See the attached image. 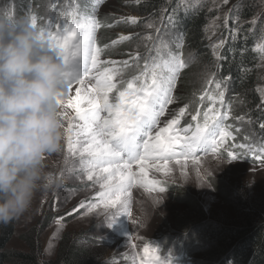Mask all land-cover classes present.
I'll list each match as a JSON object with an SVG mask.
<instances>
[{
	"label": "snow or ice",
	"instance_id": "obj_1",
	"mask_svg": "<svg viewBox=\"0 0 264 264\" xmlns=\"http://www.w3.org/2000/svg\"><path fill=\"white\" fill-rule=\"evenodd\" d=\"M180 2L178 0V7ZM139 3L140 0H137V4ZM228 4L229 0H218L214 7L220 8ZM189 6L196 7L191 4ZM55 7L53 4V10ZM234 9L235 6L224 13L223 17L211 18L214 27H219V22L223 20V27L229 31V38H238L240 32L239 27L228 28ZM168 12L167 7L162 8L159 19H167L169 25L175 27L179 20L178 10L172 9L170 15ZM28 17L32 25L38 28L41 39L48 44L50 50L63 58L65 64L63 75L67 82V94L58 101L59 114L63 121L67 120L64 133L68 153L71 156L78 154L79 162L78 166L69 165V157L66 156L65 168L61 170L59 177H64L66 171H79L86 175L88 181L98 183L103 190L97 194V198L105 208H116L120 203V196L116 193L124 192L137 179V173L132 170L133 164H138L140 174L147 176L145 164L150 155L167 160L177 154L184 156L192 153L193 146L197 145L205 153L210 148L214 153L223 151L228 162L239 159L241 155L248 158V154L253 153L252 159L264 165V153L255 151L253 143L247 137L244 138L245 142L238 143L236 136L229 131L230 126L225 123L231 116V104L226 110L221 109L225 108V85L231 79L230 76L217 79L215 72H208L198 99L196 93H193V99L179 107L164 126H160L161 117L168 112V106L177 102L174 95L177 81L182 70L189 66L183 52L184 33L181 32L175 37L173 50L162 39L160 26L145 21L144 27L150 31L143 39L153 43L154 47L148 51H154L155 55L141 57L137 50L128 54L129 59L101 60L105 50L112 45L132 40L133 34H121L111 44L101 47L97 43V31L121 23L138 25L141 23L139 17L113 16L112 22L107 23L95 15L71 11L62 12L59 17L49 16L39 26L35 14ZM8 19L11 20V17ZM252 22L255 23V20ZM236 23L239 24L238 18ZM208 27L206 23L202 30L205 31L206 38L211 39L215 33L208 32ZM225 44L223 38L211 44L214 60L225 59L221 51ZM253 50L259 54L258 66L264 69V43L256 44ZM244 71L250 69L245 68ZM73 85H78L74 96L70 94ZM257 91L260 93V104L257 108L264 110V88ZM194 104L198 107L193 108ZM186 114L191 116V121L195 124L190 123L183 129L185 139L181 142L179 125ZM234 119L242 120L244 117L236 116ZM259 127L264 130V122ZM236 131L239 132V129ZM189 132L192 133L191 136L188 135ZM96 206L80 201L66 215L72 216L85 207L91 211ZM117 216V213L112 214L108 220L109 227ZM63 220L64 217H60L56 223L59 225ZM55 235L53 233V237ZM147 251L145 248V252Z\"/></svg>",
	"mask_w": 264,
	"mask_h": 264
},
{
	"label": "rangeland",
	"instance_id": "obj_2",
	"mask_svg": "<svg viewBox=\"0 0 264 264\" xmlns=\"http://www.w3.org/2000/svg\"><path fill=\"white\" fill-rule=\"evenodd\" d=\"M258 1L264 6V0ZM197 2V0H181L180 3L183 4L182 10L185 12L187 8H191L190 4L196 5ZM125 4L126 2H122L119 7L114 0H105L94 3L89 11L97 18L105 19L113 16H137L131 13ZM185 5L188 6L185 7ZM213 8L214 3L210 2L207 9ZM259 13H261L260 9ZM259 17L262 19L261 22L254 24L257 25L256 27L260 26V31L263 32L262 39L259 41L262 43L264 8ZM212 29V24L209 23L207 31L212 32ZM147 31L150 30L147 29ZM100 33L99 29L97 33L99 45L101 44ZM146 33L142 35L144 42H147L143 39ZM121 34L131 33L118 30L112 35L110 41L116 40ZM162 35V39L168 42L164 33ZM148 43L153 45L152 42ZM108 50L117 54V51L113 49ZM105 58L117 59L118 57L101 56V60ZM193 62L194 57L191 61L189 60L190 64ZM77 86L73 85L70 93L72 96L75 95ZM176 99L177 102L170 106L169 112L170 110L175 112V109L182 107L190 100L188 98L181 104L177 95ZM68 111L74 114L72 109ZM166 115L161 117V127L172 117L166 118ZM235 123L241 134L239 139H243L240 143L245 142L244 138L247 137L253 143L255 151L264 153V138L244 135L241 125L245 123L236 119ZM64 124L66 128L67 120H64ZM66 156L69 157V165L78 166L79 156L78 154L69 155L64 133L61 152L46 159V171L59 177V173L65 168ZM132 170L137 173V179L132 181L131 186L124 192L116 193L120 196V203L116 208H105L97 198V194L103 190L98 183L88 181L86 175L79 171H66L61 187L36 193L30 209L16 219L13 236L6 248L24 252L29 250L32 241L38 245L39 262L49 264L56 260L62 239L67 236L78 244H83L85 240L92 245L93 249L98 248L103 257L100 264H141L148 253L155 251L154 247L158 239L164 247H167L166 249L187 250L184 241L175 240V237L179 234L177 231L179 223L190 221L195 217L197 211L195 206L201 205L212 219L232 216L234 214L232 206L238 200H246L264 208V165L255 161L252 163L236 159L228 162L227 155L224 158L218 154L190 159L173 157L167 160L155 159L150 155L145 164L146 177L140 174L138 164H133ZM80 201H84L86 205L96 204L97 206L91 211L85 207L79 213L67 216L66 214L76 208ZM113 213H117L118 216L109 227L108 220ZM60 217H64V220L58 225L56 220ZM196 232L199 231L196 230ZM53 233L56 234L54 237ZM200 236H203V233H200ZM200 240L206 241L204 237ZM145 248L148 249L147 252ZM165 252L164 248L159 251V259L162 261L171 258ZM191 256L192 260L197 257L196 254ZM198 264L203 263L198 262Z\"/></svg>",
	"mask_w": 264,
	"mask_h": 264
},
{
	"label": "trees",
	"instance_id": "obj_3",
	"mask_svg": "<svg viewBox=\"0 0 264 264\" xmlns=\"http://www.w3.org/2000/svg\"><path fill=\"white\" fill-rule=\"evenodd\" d=\"M103 1L105 0H0V16L6 18L10 16L9 22L14 23L21 17L35 14L39 26L45 23L49 16L59 17L62 12L78 11L81 14H91L90 7L94 3ZM114 1L119 7L122 2H126L125 5L129 11L136 14L141 23L138 25L121 23L119 26L101 28V44L99 45L97 42L101 47L104 44H111L110 39L118 30L133 33L132 40L112 45L109 48L117 51V54L107 49L101 56H116L118 61H121L129 59L128 53H134L137 50L141 57L151 55L152 52L149 53L148 49L154 46L142 41V35L148 32L144 27L145 21L160 26L161 37L163 38L162 33H164L173 50H175V37L181 32L184 33V56L188 61L194 57V62L189 63V66L182 70L177 81L174 95H177L180 103L183 104L188 98L191 101L193 93H196L198 99L205 75L208 72H215L217 79L230 76L231 79L225 85V108L221 109L224 111L231 104V116L225 121L230 126L229 131L236 136L238 143L243 141V139H239L241 134L236 131L238 125L234 119L237 115H241L244 117L242 121L245 123L241 125L244 135L264 138V130L259 127V124L264 122V110L257 108V105L260 104V93L257 89L262 88L264 84V69L258 66L259 54L253 50L263 35L260 26L256 27L257 25L252 22L255 20V23L259 24L262 20L259 16L264 6L258 0H239L238 2L229 0L228 5H223L220 8L214 7L211 11L207 9L208 4L213 2L215 5L218 0H197L196 7L187 8L185 12L182 10L183 4L180 3L178 7V0H140L139 4H137V0ZM53 4L56 5L55 10L52 8ZM187 6L185 5V7ZM234 6L235 9L231 13L233 19L229 20L228 28L239 27V37L229 38V31L223 27V20H221L219 27L212 26V32L215 34L211 39H207L205 31L202 30L205 24L209 25L212 17H223V14L229 9H233ZM165 7L169 9V15L172 9L178 10L179 20L175 27L169 25L167 19L163 21L159 19L160 10ZM259 9L261 13H259ZM236 18L239 19V24L236 23ZM98 19L107 23L112 22V17L106 19L98 17ZM221 38L226 41L221 50L225 59L216 61L212 57L211 44ZM105 60L115 59L105 58ZM245 68L250 71H244ZM207 106L208 101L206 100L205 107ZM195 107L198 105L194 104L193 108ZM168 113L165 114L166 118L167 116L171 117L175 112L168 110ZM190 123L195 124L191 121V116L186 114L181 119L179 127L185 129ZM191 134V132L188 133L189 136ZM216 154L224 158L226 156L220 150ZM239 159L252 163L254 161L243 155ZM195 208L197 210L195 217L190 221H181L177 229L179 234L175 237V240L182 239L185 243L187 250L179 249L177 251L185 256L184 264H198V262L203 264H264V208L246 200H238L232 206L234 210L232 216L217 219H212L207 215L201 205L195 206ZM15 223L16 220L8 225H0V264H41L37 243L31 241L29 250L24 252L6 248L13 236ZM200 233H203V236H200ZM202 237L206 239L205 242L200 240ZM94 249L85 240L83 244H78L65 236L62 239L56 260L49 264H100L103 259L101 251L98 248ZM191 254H196V259L192 260Z\"/></svg>",
	"mask_w": 264,
	"mask_h": 264
},
{
	"label": "clouds",
	"instance_id": "obj_4",
	"mask_svg": "<svg viewBox=\"0 0 264 264\" xmlns=\"http://www.w3.org/2000/svg\"><path fill=\"white\" fill-rule=\"evenodd\" d=\"M64 72L29 17L0 16V225L23 216L38 191L62 186L45 161L62 149Z\"/></svg>",
	"mask_w": 264,
	"mask_h": 264
}]
</instances>
